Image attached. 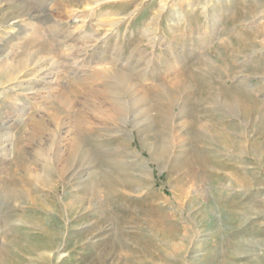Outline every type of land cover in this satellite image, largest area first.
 I'll use <instances>...</instances> for the list:
<instances>
[{
    "label": "rangeland",
    "instance_id": "obj_1",
    "mask_svg": "<svg viewBox=\"0 0 264 264\" xmlns=\"http://www.w3.org/2000/svg\"><path fill=\"white\" fill-rule=\"evenodd\" d=\"M0 264H264V0H0Z\"/></svg>",
    "mask_w": 264,
    "mask_h": 264
},
{
    "label": "bare ground",
    "instance_id": "obj_2",
    "mask_svg": "<svg viewBox=\"0 0 264 264\" xmlns=\"http://www.w3.org/2000/svg\"><path fill=\"white\" fill-rule=\"evenodd\" d=\"M128 18V17H127ZM49 49V48H48ZM110 71V70H109ZM92 78H93V76H92ZM94 79V78H93ZM95 80V79H94ZM118 80H119V78H118ZM121 81V80H120ZM90 82V81H89ZM122 83V82H121ZM121 85V84H120ZM190 251H192V250H190ZM196 250L194 249L193 250V252H195ZM195 255V254H194ZM199 255H201V254H199Z\"/></svg>",
    "mask_w": 264,
    "mask_h": 264
}]
</instances>
